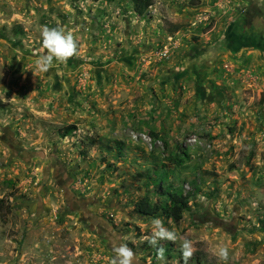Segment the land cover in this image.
<instances>
[{
    "label": "rangeland",
    "instance_id": "374dc122",
    "mask_svg": "<svg viewBox=\"0 0 264 264\" xmlns=\"http://www.w3.org/2000/svg\"><path fill=\"white\" fill-rule=\"evenodd\" d=\"M44 26L78 42L48 72ZM159 184L190 194L179 223L133 212L169 204ZM154 220L176 239L151 243ZM121 245L264 264V0H0V264H112Z\"/></svg>",
    "mask_w": 264,
    "mask_h": 264
},
{
    "label": "clouds",
    "instance_id": "9594fccd",
    "mask_svg": "<svg viewBox=\"0 0 264 264\" xmlns=\"http://www.w3.org/2000/svg\"><path fill=\"white\" fill-rule=\"evenodd\" d=\"M41 38L43 48L46 53L39 56L36 60L37 67L44 72L51 70L55 63H66L68 59L78 55V42L75 36L61 27H47L44 26L41 30ZM153 224L156 231L153 233L151 243L155 244L158 239L166 238L175 240L176 236L173 232L164 229L159 220H154ZM191 241L184 240L182 243V251L187 260L191 255ZM116 258L113 259L112 264H134V253L127 246L121 245L114 249ZM164 249H158V255L163 254ZM229 256L226 247L219 248V259L227 261Z\"/></svg>",
    "mask_w": 264,
    "mask_h": 264
},
{
    "label": "trees",
    "instance_id": "16d2710c",
    "mask_svg": "<svg viewBox=\"0 0 264 264\" xmlns=\"http://www.w3.org/2000/svg\"><path fill=\"white\" fill-rule=\"evenodd\" d=\"M136 5L141 4L144 0H132ZM145 7L150 6L149 2H143ZM139 10L137 7L135 8ZM66 134L71 133V129H66ZM160 193L166 195L169 199L168 205H161L152 203L147 196L139 199L133 207V212L142 217H153L159 213H164L169 216L175 223H179L182 220V216L185 212L189 211L190 194L184 193L181 188L175 190H162L161 184H159Z\"/></svg>",
    "mask_w": 264,
    "mask_h": 264
}]
</instances>
